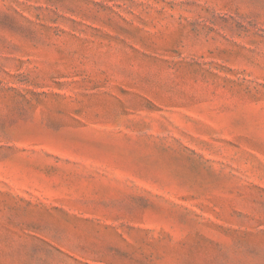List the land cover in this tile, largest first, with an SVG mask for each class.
<instances>
[{
	"label": "rangeland",
	"instance_id": "obj_1",
	"mask_svg": "<svg viewBox=\"0 0 264 264\" xmlns=\"http://www.w3.org/2000/svg\"><path fill=\"white\" fill-rule=\"evenodd\" d=\"M0 264H264V0H0Z\"/></svg>",
	"mask_w": 264,
	"mask_h": 264
}]
</instances>
